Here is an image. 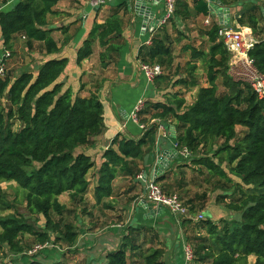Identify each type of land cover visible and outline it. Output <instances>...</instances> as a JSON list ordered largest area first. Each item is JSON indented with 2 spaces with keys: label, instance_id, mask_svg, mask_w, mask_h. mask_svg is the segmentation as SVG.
Returning <instances> with one entry per match:
<instances>
[{
  "label": "trees",
  "instance_id": "trees-1",
  "mask_svg": "<svg viewBox=\"0 0 264 264\" xmlns=\"http://www.w3.org/2000/svg\"><path fill=\"white\" fill-rule=\"evenodd\" d=\"M60 1L18 0L11 10L0 11L1 46L13 50L15 39L21 36L29 50L35 49L38 43V52L44 56L35 72L23 70L18 74L6 72L0 76V194L3 183L16 182L26 193L30 212L44 219L41 227L40 218L35 219L34 224L25 217L0 218V245L15 254L26 252L31 245L25 240L26 234L32 236L36 246L47 245L54 235L57 243L75 247L79 233L74 222L65 220L67 208L60 196L68 194L72 203L85 213L88 209L82 205L86 194L93 188L96 202L109 208L106 199L113 195L115 179H135L143 170L141 161L155 147L154 123L138 140L119 134L104 150L97 181L89 178L90 174L92 178L96 177L93 174L96 162L85 149L94 146L104 132V105L97 95L82 97L81 90L75 93L62 80L69 60L53 56L60 51V46L48 21ZM192 1L195 10L189 0L176 2L175 17L169 23L178 38L172 36L167 25L160 26L153 33L151 43L139 50L142 63L160 65L164 71L172 73V76L162 74L159 78L167 79L173 88L179 89L166 94L164 101L145 102L138 119L142 124L162 120L174 126V140L179 152L186 147L196 153L218 144L215 155L227 163L232 175L240 179L235 181L225 168L208 156L193 160V164L208 170L205 180L224 181V186L233 190L231 195L237 198L228 206L241 212V220L221 225L212 220V214L210 218L200 219L192 227L191 235L182 240L185 264H248L250 256L255 257L254 264H264V100L258 99L248 83L231 74V53L220 39L219 21L204 29L209 47L187 44L184 47L190 50V59L186 69L183 71L175 65L176 43L187 37L179 22L185 23L194 13L210 16L206 0ZM221 1L231 7L238 0ZM253 5L231 20L234 18L238 26L252 30L256 43L248 56L264 75V11L260 5ZM127 14L128 6L122 2L103 23L95 21L77 52L78 63L93 55L96 41L101 46L100 61L104 67L112 63L107 61L119 58L125 45L122 34ZM230 27L233 28L232 24ZM197 60L206 63L205 85H200ZM220 78L225 86L223 92L218 89ZM196 86H199L196 100L188 106L187 92L183 87ZM237 126L244 127L241 135ZM180 157L183 160L181 153ZM187 163L179 164L177 169ZM176 171L170 168L156 180L170 195L177 194L175 191L184 192L188 186L184 175L173 177ZM136 197L132 196L129 203ZM200 197L203 203L199 208L194 200L183 201L190 216L184 218L183 223H192V215L197 210H206V198L204 195ZM198 230L200 233L194 234ZM149 232H153L150 241L145 236ZM141 233L145 234L143 238ZM159 235L156 228L132 225L122 236L119 246L109 249L101 263L169 264V249L155 240ZM141 240L148 245L146 249ZM187 245L193 251L191 260L186 258ZM22 264L44 263L32 258Z\"/></svg>",
  "mask_w": 264,
  "mask_h": 264
},
{
  "label": "crops",
  "instance_id": "crops-1",
  "mask_svg": "<svg viewBox=\"0 0 264 264\" xmlns=\"http://www.w3.org/2000/svg\"><path fill=\"white\" fill-rule=\"evenodd\" d=\"M94 1L95 0H62L55 6V13L48 16V21L50 27L54 29L52 35L58 41L60 46V51L53 56L65 57L69 60L66 72L62 76V80L67 85L71 86L75 93L81 90L82 97H89L92 94L97 95L102 100L104 105V132L100 137H98L94 146L85 149V152L91 155L96 162V168L93 173L96 177L92 178L95 182L97 181L100 164L103 161L102 155L104 150L112 145L114 139L119 134L135 140H138L143 136L144 133L140 126L130 120V112L133 110L137 101L140 98H143L145 102L164 101L166 100V94L177 91L179 88H173L169 81L163 77H157L152 82H148L145 79L140 67L141 61L138 57L139 50L143 45H147V42L151 40L153 33L158 28H153L152 24L147 26L148 29L147 27H143V19H140L135 15L133 8L131 10L129 9L128 1L132 0H114V3L102 4L98 7L93 4ZM206 1L209 5L208 0ZM17 2L18 0H0V11L11 10ZM122 2L127 4L128 14L126 16L124 32L122 34L125 45L119 55V58L115 57V61H107V63H112L107 67H104L100 61V53L102 51L101 46L96 41L93 46V55L81 63H78L77 52L83 42L87 39L94 22L103 23L104 20L111 14V11L115 8V6ZM189 3L191 7L194 8V2L189 0ZM253 4L260 5L261 9H264V0H238L231 6L233 16L238 18ZM151 8L156 16H158L161 20L166 11L164 0H161L157 5L152 4ZM194 16L203 15H197L194 13L192 17ZM209 17L213 23L215 21H220L219 18L211 12ZM183 24L184 23L179 22L181 27ZM231 24L233 27L238 26L234 18L231 20ZM205 26L207 25L205 24ZM167 27L169 28L172 36L178 38V35L173 31V26L170 24L167 25ZM238 27L242 30L245 29V31H252L248 27ZM204 29L205 28L202 27L200 29H192L189 26L185 30H181L184 32V36L187 37L181 39L180 41L177 39L178 42L176 43V47H179V45H186L185 39H187L190 35L188 32L193 31L197 34V37L193 38V40H196L197 42L193 43V45L198 48H205L203 45L206 41L205 46L208 48V37L205 34ZM40 57L44 60V56ZM230 67L232 74L234 68L232 54ZM197 90L198 88L194 90L196 97ZM183 91H185V89H183ZM190 93H192V91L187 94ZM186 99L188 106L193 104L196 100V98H194L189 101L188 97ZM146 117L150 119V116ZM154 124L156 126L155 147L152 152L145 156L144 160L141 161L140 164L143 169L141 173H143L147 179L157 180V155L163 149H173L176 143H174V131L172 126L167 125L162 120H156L154 121ZM161 137H163V143H160ZM178 157L172 160V164L170 166L171 169L177 170L176 173L173 174L174 178L178 177L182 171L185 172L187 167L181 166L177 169L179 164H186V162H183L181 157ZM119 178L126 179L128 183L132 182V186H129L127 194L130 193L137 195L131 206L129 205L132 210V216L130 219L132 220V223H135L136 226L139 225L149 229L152 227L156 228L159 231V234H164V238L169 249H167V255L170 258L169 264H185L181 249L183 238H181L182 235L178 232L180 230L178 228L182 227L183 220L182 222L176 220L170 213L167 214L165 212L166 209L164 212L158 211L157 213H151L149 208H157L158 205L152 204L145 197L146 186L143 183L144 180L139 179L138 176L135 179H132L131 177H117L115 181ZM139 198L141 199L136 202ZM108 202L112 203L109 208H114V204H117V201L115 200H108ZM123 208L125 209L124 206L122 209ZM103 215L104 214H100V217ZM128 227H124L123 224L113 223L108 228L109 230L104 234L92 235L90 233H86L85 245L88 246V249H93V247L98 245L101 239H106V237L110 235V237H108L110 239L107 238L106 240L109 244L107 246V251L111 248H117L121 242L122 236L126 233L124 229ZM116 233H120V235L119 237H115L113 239V235ZM166 237L169 239H166ZM112 239L115 243H112ZM171 246L172 249L170 248ZM91 260L94 261L95 258L92 257Z\"/></svg>",
  "mask_w": 264,
  "mask_h": 264
},
{
  "label": "rangeland",
  "instance_id": "rangeland-1",
  "mask_svg": "<svg viewBox=\"0 0 264 264\" xmlns=\"http://www.w3.org/2000/svg\"><path fill=\"white\" fill-rule=\"evenodd\" d=\"M114 3V1L109 2L107 4ZM204 16H194L190 19L186 20V22L181 27V30H185L189 26L192 29H200L205 28L209 29L210 26H205V19ZM220 23V22H219ZM168 23L167 25H169ZM235 31H240L238 26L233 27ZM190 35L186 40V45H192L193 43H196V40H193V38L197 37V34L193 31L188 32ZM206 42V41H205ZM204 42V47L205 46ZM184 45V46H186ZM183 45H179V47L175 48V65L180 66L183 71L186 69L187 61L190 59V50L185 49ZM39 48L38 43L35 46V49L29 50L27 48V45L25 43V39L21 36H18L15 39L14 43V49L13 50H7L4 46H1L0 44V59H4L3 62H0V66L3 67L6 72H12V73H20L23 70H33L34 72L38 70V65L42 61L40 54H39ZM10 55L6 56V53ZM233 59L234 56L232 55ZM197 64V74L200 77V85L206 84L205 77V68L206 63L202 62L201 60L196 61ZM166 71V72H165ZM164 71V75H168L172 73L168 72L167 70ZM236 79H238L235 76ZM218 89L223 92L225 90V86L223 83V79H218ZM198 87H183L187 93L191 92L190 94L186 93V98H189V101L196 98V93L194 90H196ZM182 90V89H181ZM3 104H5V101H2ZM16 126V125H15ZM244 127L237 126L238 134L241 135L243 132ZM175 141V140H174ZM160 143H163V137L160 138ZM175 143V142H174ZM218 150V144H215L214 146H208L205 147V149H199L196 153H192V156L189 158L183 157V162H188L186 167V171L184 174H181L178 176V178H181L182 175L185 176V180L188 183V186L185 188L184 192L181 191H175L181 199H183L184 202L186 200H194V203L196 207L199 208V206L203 203L201 199V195L205 196V206L206 210H197L192 216L194 221L192 223H183L182 227L178 228L180 229L178 232L180 233L181 238H184L185 236H190L192 232V227L199 223V215L201 213H204L203 216L206 219L207 217L210 218L209 215L212 214L211 218L215 223L218 224H224L225 222H231L234 223L235 221L241 220V212L237 210L231 209L228 204L230 201H235L236 196L231 195L233 190H230L229 188L225 187L226 183L224 181H217L212 180L211 178L208 180H205L208 170L206 168H203L201 166L193 164V160L200 158L201 156H208L211 159H215L217 163L221 165L222 168H225L228 174L236 181L240 180L237 176L232 175L230 169L227 167L226 162H222L219 157L215 155V152ZM89 178L92 179V174L89 175ZM177 178V179H178ZM94 182V181H93ZM145 185V182H143ZM225 185V186H224ZM129 186H132V182L128 183L126 179L119 178L115 181L114 185V191L111 198L106 199L108 200H115L117 201V204H114V208H106L103 207L102 204H98L95 199L94 195V189L92 188L87 194L85 199V204L82 205V207H86L88 210L87 212H82L80 208H77V205L73 204L70 200V197L68 194H63L60 196L61 202L66 206L67 210L64 212V218L66 221L74 222L78 233H79V239L76 243L75 247L68 248L65 246V244L57 243L55 241V236L52 235L51 240L48 242L46 246L43 248L38 249L37 251L33 252L34 246H36L35 243H33V238L30 234H26L25 240L28 241V244H31L28 247V250L26 252L15 254L8 250V248L5 245H0V264H22L24 261H28L30 259H36L44 264H102L104 262V256L107 254V246L108 241L107 238L110 237L107 236L106 239L99 241L98 245L93 247V249H88V246L85 245V234L90 233L92 235H99L106 233L110 227L111 224L117 223V224H123V226H131L132 220V210L130 209L131 203H129V200L132 198L134 194H127L129 191ZM224 186V187H223ZM184 193H187L188 195H184ZM1 199H0V218L5 217H25L28 222L31 224H34L37 222V218H40V216H37L35 214H32L30 210L27 207V202L25 198V191L19 187V185L16 182H6L2 184V191H1ZM141 198L137 199L140 200ZM187 201V202H188ZM151 202V201H149ZM202 202V203H201ZM152 204H156L151 202ZM110 206L112 203H109ZM127 205V206H126ZM130 205V206H129ZM157 205V204H156ZM113 206V205H112ZM125 207V209L122 207ZM165 210V209H164ZM167 214H171V211L166 208L165 211ZM100 214H104L102 217H100ZM76 215L78 217H76ZM208 215V216H207ZM76 217V218H75ZM39 225L42 227L44 225V219L40 218ZM59 218L57 217L56 220ZM182 222V220H181ZM227 222V223H228ZM87 231V232H86ZM89 231V232H88ZM124 231H127V228L124 229ZM150 231V230H149ZM200 231L197 232L194 231V234H199ZM205 234V233H203ZM120 233H116L113 235V239L115 237H119ZM123 235V234H122ZM144 233H141V238L144 237ZM147 240H151V237H153V232L147 233L145 235ZM110 239V238H108ZM112 239V240H113ZM161 242V245L163 248H167L166 240L164 238V234H160L155 240L158 244V241ZM104 241V242H102ZM155 242V243H156ZM112 243H115L114 240ZM142 247L146 249V243H144L141 240ZM33 248V249H32ZM172 249V246L170 247ZM32 251V252H31ZM32 254V255H30ZM94 257L95 260L92 261L90 258ZM99 261H98V260ZM132 260V259H131ZM130 260V262H131ZM102 262V263H101ZM255 263V257L250 256L248 259V264H254Z\"/></svg>",
  "mask_w": 264,
  "mask_h": 264
},
{
  "label": "built area",
  "instance_id": "built-area-1",
  "mask_svg": "<svg viewBox=\"0 0 264 264\" xmlns=\"http://www.w3.org/2000/svg\"><path fill=\"white\" fill-rule=\"evenodd\" d=\"M112 1L114 0H95L93 4L95 6H100ZM164 2L166 5V11L159 22V27L167 25L170 20L175 17L174 13L177 0H164ZM205 24L207 26L212 24V20L209 16L206 18ZM219 24L220 39L225 43L228 51L234 56V68L232 74L236 76L238 80L248 83L252 87L253 92L257 95L259 100H264V75L257 69L248 56L249 50L256 43L255 36L250 30L245 31V29H243L240 31H235L231 27L224 26L221 22ZM150 43L151 40L147 42V45ZM8 55H10L9 52L6 53V56ZM3 61L4 59H0V62ZM140 67L145 79L148 82H152L164 73V68H162L160 65H149L141 62ZM4 74L5 71L3 67L0 66V76H3ZM144 107L145 101L143 98H140L135 104L133 110L130 112V120L137 123L143 132L150 128L154 121H156L152 120L147 124H142L139 122L138 115L144 109ZM180 153L186 159L192 156V152H190L186 147ZM138 178L144 180L145 182V197L149 201L156 203L157 205H162L164 209L168 208L171 211V215L176 220L181 221L184 218H190L189 209L178 194H167L155 179H147L143 173L139 174ZM203 218L204 216L201 213L199 215V219ZM44 246L46 245L36 246L33 252L43 248ZM185 250L187 260H191L193 257L192 248L187 245Z\"/></svg>",
  "mask_w": 264,
  "mask_h": 264
},
{
  "label": "water",
  "instance_id": "water-1",
  "mask_svg": "<svg viewBox=\"0 0 264 264\" xmlns=\"http://www.w3.org/2000/svg\"><path fill=\"white\" fill-rule=\"evenodd\" d=\"M161 0H132L128 1L129 9L132 8L135 11V15L138 16L140 19H143L142 25L143 27L149 26V24L153 25V28H158L160 19L154 11H152L151 5H157ZM210 12L216 15L219 18V22H221L224 26H231V19L233 16V12L231 7L225 6L221 0H208ZM98 7V6H97ZM264 11V9L262 8ZM148 29V27H147ZM174 134L173 138L176 137L175 127L172 126ZM180 155V152L175 145L173 149H163L157 155V166L158 170L156 175L161 177L164 175L170 168L172 164V160L176 159ZM157 177V176H156ZM157 177V178H158ZM151 213H157L158 211H163L164 208L162 205H158L157 208H149Z\"/></svg>",
  "mask_w": 264,
  "mask_h": 264
}]
</instances>
